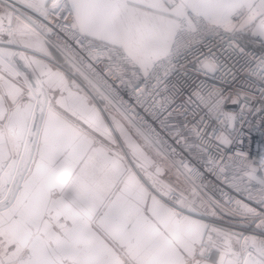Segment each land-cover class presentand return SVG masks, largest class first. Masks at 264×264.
I'll return each instance as SVG.
<instances>
[{
    "label": "snow or ice",
    "instance_id": "obj_1",
    "mask_svg": "<svg viewBox=\"0 0 264 264\" xmlns=\"http://www.w3.org/2000/svg\"><path fill=\"white\" fill-rule=\"evenodd\" d=\"M19 3L26 11L0 0V264H264V178L229 147L242 115L225 110L223 90L207 82L245 71L264 82V54L241 43L264 49V0ZM209 37L231 51L197 56L193 70L206 79L177 103L187 83L173 82L177 64ZM50 46L70 75L53 66ZM177 109L184 127L191 111L196 139L211 128L218 142L204 171L169 154L167 136L184 139ZM172 168L177 187L164 180ZM205 172L238 191L245 177L255 182L258 198L243 190L262 210L223 190L213 199L198 183ZM217 212L258 234L205 221Z\"/></svg>",
    "mask_w": 264,
    "mask_h": 264
},
{
    "label": "built area",
    "instance_id": "obj_2",
    "mask_svg": "<svg viewBox=\"0 0 264 264\" xmlns=\"http://www.w3.org/2000/svg\"><path fill=\"white\" fill-rule=\"evenodd\" d=\"M17 7H19L21 11H26L18 1ZM49 27H51V25H49ZM54 31L58 32L59 30L54 29ZM60 35L63 36V33H60ZM51 40L53 44H55L56 36H53ZM241 43L256 57L264 54V49H261L258 44L251 43L243 38H241ZM209 49L221 58H227L231 51L228 48L227 40L222 41L219 37H209L205 42L199 45L198 51L187 55V59L181 58L177 64L180 75L178 77H173V82L175 83L179 81L180 83H187L184 84L182 89L183 94L177 97V103L186 99L188 85L191 84L193 80L199 83L200 80L206 79L202 75L196 74L193 68L196 57L201 53H208ZM58 51L62 53L60 50ZM100 67L102 68L103 66L100 65ZM207 82L214 85L216 88L223 90L225 97L228 98L225 103V110L232 111L238 118L242 115V119L236 124L237 131L233 133V143L229 147H231L233 152L242 151L247 153L249 159L255 160L259 170L258 174H264V82H261L258 78H249L246 71L239 73L236 79H232L230 75L220 73L214 78H207ZM86 83L83 84L86 85ZM233 97L237 98L239 103L236 109L231 110L228 107V102ZM125 99H127V97H125ZM240 104H247L249 107L244 108L242 112ZM113 109L116 111L115 108ZM180 111L182 110L177 109L173 115L176 117L174 122H178L181 125L179 131L183 133L184 139L177 142L171 135L167 136L168 142L171 146L169 154L172 159L177 161L184 159L190 166L195 167L200 171H204L203 163L208 159L209 153L215 155L219 151L217 148L218 142L211 138V128L207 129L204 141L196 139L192 134L194 119L191 111L189 110V114L186 118L187 127L183 126L185 118L179 115ZM185 140L189 145L196 146L186 148ZM240 141L243 142L241 143ZM172 148L175 149V154L171 153ZM221 148H224V150L227 151L225 146H221ZM172 169L177 171L175 168ZM182 171L183 170H181V172ZM198 183L206 185L203 191L207 192V194L213 199L222 201L223 197L221 196V190H223L228 196L234 199L243 200L258 212L262 210L261 205L253 200L247 199L249 192L243 190L245 187H247L252 192L253 196L257 198L260 192V186L255 182H249L247 177L244 178L243 183L241 184V190L239 191L235 188L226 186L222 180L217 179V177L211 172H205L202 181H198ZM226 212L227 209H225V213ZM225 213L217 212L216 216H207L208 223L212 226L231 232H239L245 235L258 234L254 225L249 227L250 221L240 216Z\"/></svg>",
    "mask_w": 264,
    "mask_h": 264
},
{
    "label": "crops",
    "instance_id": "obj_3",
    "mask_svg": "<svg viewBox=\"0 0 264 264\" xmlns=\"http://www.w3.org/2000/svg\"><path fill=\"white\" fill-rule=\"evenodd\" d=\"M19 2V0H17ZM49 52L51 53V56L53 58V61H55V64L53 65L54 67L56 65L60 66V70L64 71L66 74H71L72 73V69L66 65L64 63L63 60V55L62 53H60L57 49H55L53 46L49 47ZM77 82L78 83H86L85 81H83L82 79H80L79 77H77ZM87 84V83H86ZM88 85V84H87ZM82 87V86H81ZM89 87V85H88ZM84 88V87H83ZM85 89V88H84ZM86 90V89H85ZM88 91V90H86ZM112 111V113L114 115H119L113 108L110 109ZM261 178H264V174H258ZM177 176L178 173L177 171L170 169L169 171L166 172L165 176H164V180H167L168 182H170L174 187H177L178 185V180H177ZM183 179L180 177L179 175V183H182ZM205 221L208 223V219L207 217H205Z\"/></svg>",
    "mask_w": 264,
    "mask_h": 264
},
{
    "label": "rangeland",
    "instance_id": "obj_4",
    "mask_svg": "<svg viewBox=\"0 0 264 264\" xmlns=\"http://www.w3.org/2000/svg\"><path fill=\"white\" fill-rule=\"evenodd\" d=\"M80 84H81L82 87H84L89 92L92 91V89L90 87H88L87 84L86 85H84L83 83H80ZM93 94H95V93L93 92ZM234 101H238L239 102V100L237 98H235V97H233L232 99H230L229 102H228V107L230 109H232V110L236 109V107L238 106V103H233ZM180 177L183 179V176L180 175Z\"/></svg>",
    "mask_w": 264,
    "mask_h": 264
},
{
    "label": "water",
    "instance_id": "obj_5",
    "mask_svg": "<svg viewBox=\"0 0 264 264\" xmlns=\"http://www.w3.org/2000/svg\"><path fill=\"white\" fill-rule=\"evenodd\" d=\"M232 110V109H231ZM165 183H169L167 180H165ZM173 186V185H172ZM174 187V186H173Z\"/></svg>",
    "mask_w": 264,
    "mask_h": 264
}]
</instances>
